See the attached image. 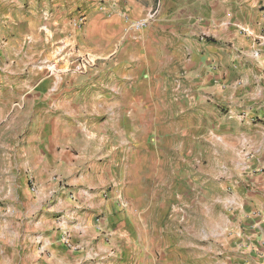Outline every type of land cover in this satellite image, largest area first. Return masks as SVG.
I'll use <instances>...</instances> for the list:
<instances>
[{"label": "crops", "instance_id": "crops-1", "mask_svg": "<svg viewBox=\"0 0 264 264\" xmlns=\"http://www.w3.org/2000/svg\"><path fill=\"white\" fill-rule=\"evenodd\" d=\"M144 19L141 30L126 25ZM1 40L0 97L30 105L39 153L23 169L35 198L19 186L24 207L0 264L179 262L184 243H166V227L186 211L195 222L198 192L165 168L180 173L174 154L199 150L202 136L221 180L211 173L199 194L210 227L203 263L195 244L189 261L264 264V0H0Z\"/></svg>", "mask_w": 264, "mask_h": 264}, {"label": "rangeland", "instance_id": "rangeland-1", "mask_svg": "<svg viewBox=\"0 0 264 264\" xmlns=\"http://www.w3.org/2000/svg\"><path fill=\"white\" fill-rule=\"evenodd\" d=\"M97 3L102 4L101 1ZM74 13L75 17L78 14H81L77 16L73 21L75 22V27L79 30V32L84 33L86 14L83 12V8H77ZM122 16L124 21L128 19L127 15L123 14ZM136 22H140V20ZM132 23H127L126 25H129L135 31L141 30L143 28H136L130 25ZM2 41L4 42V40L0 41V47L3 46ZM82 63L85 67H83V65L81 64V67H79V71H83L87 75L90 74L85 61H82ZM24 73L25 72L20 73L19 79L24 78L26 76V74ZM10 79H13V77H11ZM12 99L13 97H0V246L4 245V241L7 237L6 229L9 228L10 230H12L15 225L14 221L20 219V217H18L20 214V212L18 211V207L23 204V198L20 197L21 191L19 186L22 185L25 187V185L27 184L28 192L31 197L34 199L36 195V184L34 183L32 178H28V172H24L25 177L23 176V169H26L27 167L33 165L35 161H38L37 155L39 151L37 149H35L34 151V149L30 146L32 142L36 141V139L33 140L32 138H39L37 135L33 134L36 130L35 124L37 120L34 117L35 114L32 113V111L29 109V104H22L19 103L16 99ZM44 138L46 139L47 137L44 136ZM155 142L156 137L153 134H150L148 137V144L150 150L149 154L150 158H152L153 161V167L151 171L154 172V175L150 176L149 179V186L151 190H157V172L161 171L159 165L156 163L157 153L152 147ZM199 142H201L199 144V150L195 152L183 150L180 151V153L178 152L174 154L175 157H177V159H180L183 164L179 168L180 173L177 174L176 171L178 170V168L176 167L172 166L165 168V170H168L170 177L175 175H178L180 177V183L178 184V187H180L181 190H188V187H190V185L192 186L191 183L195 181V190L198 192L195 222H193L194 215H189L188 211H186L185 221L180 226H177L175 223V220L181 216V214H177L175 215V217H172L170 227H168V225L166 227V234L169 236L168 238H166V243L168 241H171V238L172 240L179 239L181 242L184 243V251H186V256H184V253L182 252L181 255L183 259H180L179 262H177L170 256V253H167L165 255V264H192V261H189V259L191 258L190 256L193 254V247L189 246L195 244L197 248V256L202 255L201 252L206 246V239L204 235L209 233L208 228L210 227V223L208 222V220H206L204 208L205 206H208L209 200L203 197H199V194H202L205 190L210 189L207 177L210 176L211 173L220 178V167L216 166V162L214 160L206 159V155L209 156L211 152L207 151V148H209V146L204 142L203 136L202 139L199 140ZM183 147L188 146L187 144H185ZM194 158L196 159V163L193 162ZM188 160H190L191 162ZM206 161L209 162V164L211 165L206 166ZM173 171H175L176 173L173 174ZM58 182L60 187H68L66 184V180L59 179ZM220 184L221 183L218 182V185H214V188L212 189L215 194V197L219 199L224 196V193L227 194L226 190H224ZM32 185L34 187V191H32L31 189ZM152 201L160 202V199H152ZM165 201L167 203L169 200ZM22 207H24V205H22ZM184 207L188 208L187 206ZM100 218H102V216H98L99 220ZM212 224H220V218L217 211H214L213 213ZM101 234L103 235L105 242L110 243L109 235H107V233L103 230H101ZM193 235H196L195 240H193ZM69 243V248L74 249L75 245L71 244L70 240ZM10 249L13 251L12 246ZM165 250L167 251L168 247H166ZM110 252H115L112 255V258L116 259L115 257H120V253L117 251V249H115V247H113V250H111ZM190 253L191 255L189 256ZM196 258L198 262L200 261V263H203L204 256ZM184 259L185 261L181 262ZM168 260H171L172 262L168 263Z\"/></svg>", "mask_w": 264, "mask_h": 264}, {"label": "built area", "instance_id": "built-area-1", "mask_svg": "<svg viewBox=\"0 0 264 264\" xmlns=\"http://www.w3.org/2000/svg\"><path fill=\"white\" fill-rule=\"evenodd\" d=\"M151 17V16H150ZM145 24H146V20L144 21H140V22H136V23H132V24H130V25H132V26H134V27H136V28H139V27H144L145 26ZM32 191H34V187H33V185H32ZM62 242H63V244L64 245H66V246H70V243H69V240H68V238H63L62 239Z\"/></svg>", "mask_w": 264, "mask_h": 264}]
</instances>
